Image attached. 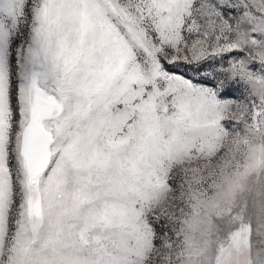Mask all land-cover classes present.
Returning a JSON list of instances; mask_svg holds the SVG:
<instances>
[{"label":"snow or ice","instance_id":"6c2138e0","mask_svg":"<svg viewBox=\"0 0 264 264\" xmlns=\"http://www.w3.org/2000/svg\"><path fill=\"white\" fill-rule=\"evenodd\" d=\"M0 264H264V0H0Z\"/></svg>","mask_w":264,"mask_h":264}]
</instances>
